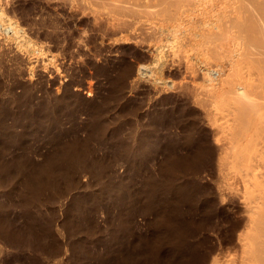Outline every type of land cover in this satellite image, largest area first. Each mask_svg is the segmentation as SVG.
Masks as SVG:
<instances>
[{
    "label": "rangeland",
    "instance_id": "rangeland-1",
    "mask_svg": "<svg viewBox=\"0 0 264 264\" xmlns=\"http://www.w3.org/2000/svg\"><path fill=\"white\" fill-rule=\"evenodd\" d=\"M238 7L0 0V264H242Z\"/></svg>",
    "mask_w": 264,
    "mask_h": 264
},
{
    "label": "bare ground",
    "instance_id": "bare-ground-1",
    "mask_svg": "<svg viewBox=\"0 0 264 264\" xmlns=\"http://www.w3.org/2000/svg\"><path fill=\"white\" fill-rule=\"evenodd\" d=\"M237 3L239 11L246 10L247 15L249 14L247 18L254 22V26L251 22L248 26L247 20L248 24L244 27L248 29L243 30L242 27L238 33L243 42L236 40L231 48L225 49L228 52L226 55L235 52L239 56V60L236 57L238 60L236 62L241 64V68H245L242 63H249L251 67L248 65L250 68L248 72L247 70L245 72L244 68L241 70L239 68L240 71L231 80V84L217 92L219 100L216 102L229 104V106L223 104L226 106L224 110H227L220 112L219 119H224L232 128L228 147L230 150L224 154L229 160L225 161L226 156H221L223 159L220 161L223 162L220 166L223 164L227 167V173L224 175L228 185L229 180L234 182L237 180L236 183L242 182L245 188L243 195L248 221L247 225L245 224L246 231L240 235L242 264H264V0H236ZM251 26L252 28H249ZM227 98L234 101L229 102ZM223 105L219 106L224 107Z\"/></svg>",
    "mask_w": 264,
    "mask_h": 264
}]
</instances>
